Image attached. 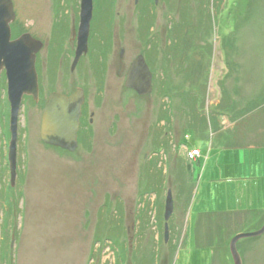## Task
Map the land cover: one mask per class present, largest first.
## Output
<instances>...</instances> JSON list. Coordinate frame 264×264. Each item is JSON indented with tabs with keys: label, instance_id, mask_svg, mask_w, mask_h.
Listing matches in <instances>:
<instances>
[{
	"label": "rangeland",
	"instance_id": "obj_1",
	"mask_svg": "<svg viewBox=\"0 0 264 264\" xmlns=\"http://www.w3.org/2000/svg\"><path fill=\"white\" fill-rule=\"evenodd\" d=\"M12 1V39L79 29L81 0ZM90 33L78 70L74 56L37 54L41 99L24 98L14 186L0 77V264H235L233 237L264 225V0H94ZM172 37L183 49L168 62ZM141 54L146 96L125 85ZM78 87L88 113L67 152L42 141V115L51 93ZM238 244L243 264H264V234Z\"/></svg>",
	"mask_w": 264,
	"mask_h": 264
},
{
	"label": "water",
	"instance_id": "obj_2",
	"mask_svg": "<svg viewBox=\"0 0 264 264\" xmlns=\"http://www.w3.org/2000/svg\"><path fill=\"white\" fill-rule=\"evenodd\" d=\"M159 3V0H155ZM94 13V0H81L79 46L75 63L88 52V38ZM16 19L12 0H0V77L6 71L8 81V98L11 104L8 160L10 166L11 184L14 186L17 178V148L19 135V115L26 95H31L36 101L40 97L39 75L37 72V54L43 47L42 41L25 33L17 39H12L11 24ZM76 29L74 28V31ZM124 51H122L123 53ZM125 85L141 96L151 95L154 90L153 72L143 54L131 63L126 76ZM85 103V93L78 88L68 95L53 92L49 95L43 111L41 126L42 141L50 146L61 147L75 151L79 146L78 131L80 129L82 107ZM174 211L172 191H168L165 212V240L168 241L169 219ZM264 234V225L257 231L238 233L230 243V250L235 264H243L238 243L242 239L259 237Z\"/></svg>",
	"mask_w": 264,
	"mask_h": 264
},
{
	"label": "flooded vegetation",
	"instance_id": "obj_3",
	"mask_svg": "<svg viewBox=\"0 0 264 264\" xmlns=\"http://www.w3.org/2000/svg\"><path fill=\"white\" fill-rule=\"evenodd\" d=\"M144 5L145 4H143L142 6H141V10H142V13L141 14H143V16H142V18H145V17H147L146 16V10H147V8L145 9V7H144ZM81 12V11H80ZM80 21H81V18H80ZM80 24V23H79ZM74 28L76 29V27H73V29H72V31H71V33H49V39L46 41V43H43V47H46L47 48V52H48V54H53V53H57L58 51L59 52H61V53H63V55H68L69 56V58L70 57H72V56H74V58H73V61L71 62V70L72 71H75V69H77L78 70V68L80 67H82L83 65H82V60H83V58L84 57H87L88 55H91V52H92V50L94 49V45H93V33H89V38H88V52L86 53V54H83L82 56H81V58L79 59V61L77 62V63H75V58H76V53H77V49H78V46H79V33H78V31H77V29L74 31ZM91 31V30H90ZM32 34V33H31ZM33 35V34H32ZM34 36V35H33ZM54 36V37H53ZM61 36H68V38H69V46H66L67 47V49H66V47H65V49L63 50V47H64V45H65V43H62V40H61ZM103 44H105V40H103ZM43 49V48H42ZM124 52L123 53H121V55H122V57H124V54H125V50H123ZM146 58V57H145ZM49 59V58H48ZM47 59V60H48ZM122 59V58H121ZM46 60V62H48ZM51 61H52V59H51ZM38 62H39V59H38V57H37V61H36V67H37V72H38V74H39V79H40V81H41V73H40V69H39V67H38ZM50 62V61H49ZM48 62V63H49ZM95 62V61H94ZM93 62V63H94ZM47 65V64H46ZM103 67V66H102ZM85 68H86V66H85ZM3 72H5V75H6V71L4 70ZM3 72H2V74H3ZM2 76V75H1ZM6 78H7V76H6ZM97 78V77H96ZM103 78L104 77H98L97 79H99V80H103ZM40 81H39V85H40ZM8 82V81H7ZM78 88H82V87H78ZM77 88V89H78ZM76 89V90H77ZM83 90H84V93H85V103H84V105H83V107H82V116H81V123L83 122V120L85 119V115L88 113V95H87V93H86V90L84 89V88H82ZM75 90V91H76ZM75 91H73V92H71V93H66V92H60V93H64V94H68V95H70V94H72V93H74ZM25 97H32L33 98V100H35L34 99V97L33 96H28V95H26ZM49 98V97H48ZM40 99H41V89H40V97H39V100L38 101H40ZM36 101V100H35ZM37 101V102H38ZM47 101H48V99H47ZM47 101H46V103H47ZM45 103V104H46ZM81 123H80V125H81ZM9 128H10V125H9ZM78 140H79V144H80V129H79V131H78ZM50 146V145H49ZM51 147H55V148H60V149H62V150H64V151H67V152H72V151H69V150H67V149H64V148H61V147H56V146H51Z\"/></svg>",
	"mask_w": 264,
	"mask_h": 264
},
{
	"label": "trees",
	"instance_id": "obj_4",
	"mask_svg": "<svg viewBox=\"0 0 264 264\" xmlns=\"http://www.w3.org/2000/svg\"><path fill=\"white\" fill-rule=\"evenodd\" d=\"M217 1V3H219V1L220 0H214V2H216ZM141 6H142V4H141ZM182 18L185 20V19H188V17H189V15H190V12H189V8H184L183 9V11H182ZM204 15L205 16H207L208 17V19L211 21L212 20V14L210 13V11L209 12H207V13H205L204 12ZM143 21H145L146 20V17L145 18H143L142 19ZM183 21V20H182ZM183 23H185V22H183ZM181 26V25H180ZM181 30V29H180ZM179 30V31H180ZM210 30H211V28H210V26H209V32H210ZM180 33H181V31H180ZM232 34V33H231ZM178 35V34H177ZM178 40H179V38H178ZM175 39H174V37H172V45H170V49L169 50H167V52H168V56L166 55V58H167V60H168V62L170 61V62H174V60L176 61L177 59H178V57H180L181 56V53H179L182 49H183V47H182V44L180 43L177 47H179V48H177V49H175V48H173V46L175 45ZM179 43V42H178ZM182 48V49H181ZM179 51V52H178ZM148 54H149V56H150V54L151 55H153V53H151V52H148ZM154 56V55H153ZM240 243V242H239ZM239 245V244H238Z\"/></svg>",
	"mask_w": 264,
	"mask_h": 264
},
{
	"label": "crops",
	"instance_id": "obj_5",
	"mask_svg": "<svg viewBox=\"0 0 264 264\" xmlns=\"http://www.w3.org/2000/svg\"><path fill=\"white\" fill-rule=\"evenodd\" d=\"M260 157L262 158V162L259 163V176L264 179V161L262 153H260ZM262 182H264V180H262Z\"/></svg>",
	"mask_w": 264,
	"mask_h": 264
},
{
	"label": "bare ground",
	"instance_id": "obj_6",
	"mask_svg": "<svg viewBox=\"0 0 264 264\" xmlns=\"http://www.w3.org/2000/svg\"><path fill=\"white\" fill-rule=\"evenodd\" d=\"M4 71V70H3ZM28 96H31V95H28ZM9 99V98H8ZM10 102V101H9ZM47 104V103H46ZM45 104V105H46ZM11 105V104H10ZM45 109V108H44ZM10 118H11V111H10ZM42 120H43V115H42ZM41 126H42V124H41ZM18 137H19V135H18ZM199 152V151H198ZM190 155V154H189ZM194 159V158H193Z\"/></svg>",
	"mask_w": 264,
	"mask_h": 264
},
{
	"label": "built area",
	"instance_id": "obj_7",
	"mask_svg": "<svg viewBox=\"0 0 264 264\" xmlns=\"http://www.w3.org/2000/svg\"><path fill=\"white\" fill-rule=\"evenodd\" d=\"M198 153V152H197Z\"/></svg>",
	"mask_w": 264,
	"mask_h": 264
}]
</instances>
